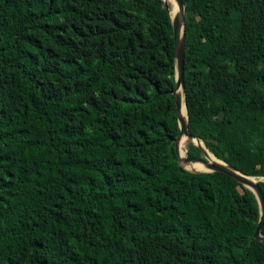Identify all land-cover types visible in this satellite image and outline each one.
<instances>
[{
    "label": "trees",
    "instance_id": "16d2710c",
    "mask_svg": "<svg viewBox=\"0 0 264 264\" xmlns=\"http://www.w3.org/2000/svg\"><path fill=\"white\" fill-rule=\"evenodd\" d=\"M182 1L188 130L264 177V0ZM173 45L164 0H0V264H264L254 193L178 163Z\"/></svg>",
    "mask_w": 264,
    "mask_h": 264
},
{
    "label": "water",
    "instance_id": "95a60500",
    "mask_svg": "<svg viewBox=\"0 0 264 264\" xmlns=\"http://www.w3.org/2000/svg\"><path fill=\"white\" fill-rule=\"evenodd\" d=\"M165 1V0H164ZM176 3L177 9L171 14L170 7L165 1L166 8L169 12L171 18V26H172V35H173V46H174V67H175V89L173 90L174 95V104H175V114L177 123L179 126V132L174 141V149L177 155L178 163L181 164L187 170L193 172H213L219 171L223 172L237 182L241 183L248 189H250L258 202L259 206V219L254 232V237L264 243V236L261 234V229L264 224V194L262 192L261 187L258 182L264 180V177L256 178L254 176L246 175L245 173L237 170L232 167L225 161L217 158L214 154V157L217 160H212L208 156V150L204 144V142L191 134L188 130L187 124V105L185 100V83H184V55H185V33H184V3L182 0H174ZM182 103H184V107L186 110V116L184 117L181 113ZM183 138H187L192 143L197 145L201 150V155L198 157H189L186 155L181 156L179 151L181 147V141ZM202 142V144L200 143ZM186 151V150H185ZM209 151V150H208ZM189 164H200L204 169L195 170L188 169L186 165Z\"/></svg>",
    "mask_w": 264,
    "mask_h": 264
},
{
    "label": "bare ground",
    "instance_id": "6f19581e",
    "mask_svg": "<svg viewBox=\"0 0 264 264\" xmlns=\"http://www.w3.org/2000/svg\"><path fill=\"white\" fill-rule=\"evenodd\" d=\"M165 1H167L168 5L170 7L171 14H172L177 9L175 1L174 0H165ZM181 113H182V115L184 117L186 116V110H185V107H184V103H182ZM187 143H188V139L187 138H183L182 141H181V147H180V151H179L181 156H184L185 153H186L185 150L187 148ZM200 143L202 144V142H200ZM206 151L208 152V156H209L210 159L217 160L210 151H208V150H206ZM186 167L188 169H195V170L204 169L202 167V165H200V164H189V165H186Z\"/></svg>",
    "mask_w": 264,
    "mask_h": 264
}]
</instances>
